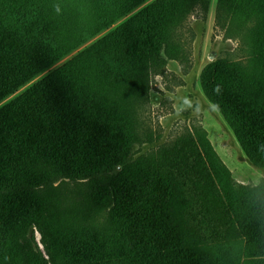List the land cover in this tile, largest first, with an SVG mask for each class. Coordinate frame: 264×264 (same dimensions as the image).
I'll return each mask as SVG.
<instances>
[{"label": "rangeland", "instance_id": "1", "mask_svg": "<svg viewBox=\"0 0 264 264\" xmlns=\"http://www.w3.org/2000/svg\"><path fill=\"white\" fill-rule=\"evenodd\" d=\"M151 1L114 23L107 19L93 33L80 12L85 6L92 14L87 2L72 6L68 0H0V29L39 25L41 20L53 26L41 34L46 38L43 49L51 55L48 67L19 91L49 74L67 82L76 108L121 125L127 172L166 179L171 222L184 245L202 252L210 264H256L238 221L252 210L255 199L264 197V170L250 160L236 122L212 95L204 73L234 65L244 75L236 79L237 88L249 99L264 101V25L248 36L255 45L248 56L239 34L216 26L217 0H208L206 11L194 10L177 28L176 56L161 51L154 59L145 55L118 61L108 33ZM152 61L153 67L148 66ZM64 186L66 198L53 202L45 221L56 253L66 257L71 246L87 247L109 264L131 263L117 241L107 201L89 196L84 182ZM35 221L32 216L26 234L44 252ZM44 260L54 262L46 254Z\"/></svg>", "mask_w": 264, "mask_h": 264}, {"label": "trees", "instance_id": "2", "mask_svg": "<svg viewBox=\"0 0 264 264\" xmlns=\"http://www.w3.org/2000/svg\"><path fill=\"white\" fill-rule=\"evenodd\" d=\"M68 1L73 6L79 0ZM81 1L92 8V14L85 6L80 12L94 33L107 25V19L114 23L149 0ZM207 4L208 0L147 3L108 33L117 60L145 55L154 59L161 51L176 56L177 28L194 10L206 11ZM215 24L228 34H239L250 55L255 45L247 38L264 25V0H217ZM52 28V23L41 20L39 25L0 29V264H48L44 254L52 264H109L95 249L71 246L65 257L53 248L45 221L53 202L66 198L62 188L69 181L86 183L89 196L93 193L99 201H107L117 241L130 255L129 264H210L202 252L182 243L171 222L166 179L160 174L127 172L122 152L125 133L118 121L76 108L70 85L53 74L19 91L48 67L51 55L43 49L46 38L41 34ZM232 66H215L204 73V81L236 122L250 160L264 170L260 148L264 101L249 99L237 88L235 81L243 73ZM32 216L44 252L26 234ZM238 227L252 246L256 264H264V197L253 201Z\"/></svg>", "mask_w": 264, "mask_h": 264}, {"label": "clouds", "instance_id": "3", "mask_svg": "<svg viewBox=\"0 0 264 264\" xmlns=\"http://www.w3.org/2000/svg\"><path fill=\"white\" fill-rule=\"evenodd\" d=\"M56 10H57V12L59 11V7L58 6H57ZM217 91H218V88H217ZM260 148H261L262 151H264V144L260 145Z\"/></svg>", "mask_w": 264, "mask_h": 264}, {"label": "water", "instance_id": "4", "mask_svg": "<svg viewBox=\"0 0 264 264\" xmlns=\"http://www.w3.org/2000/svg\"><path fill=\"white\" fill-rule=\"evenodd\" d=\"M210 57H213V55H210Z\"/></svg>", "mask_w": 264, "mask_h": 264}]
</instances>
